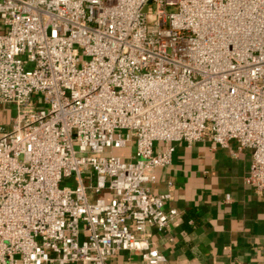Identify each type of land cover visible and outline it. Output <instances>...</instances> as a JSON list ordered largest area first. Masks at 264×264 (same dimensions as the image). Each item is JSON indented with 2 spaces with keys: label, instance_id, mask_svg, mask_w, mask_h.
<instances>
[{
  "label": "built area",
  "instance_id": "built-area-1",
  "mask_svg": "<svg viewBox=\"0 0 264 264\" xmlns=\"http://www.w3.org/2000/svg\"><path fill=\"white\" fill-rule=\"evenodd\" d=\"M2 105L0 264H172L177 143L235 141L264 193V0H0Z\"/></svg>",
  "mask_w": 264,
  "mask_h": 264
},
{
  "label": "crops",
  "instance_id": "crops-1",
  "mask_svg": "<svg viewBox=\"0 0 264 264\" xmlns=\"http://www.w3.org/2000/svg\"><path fill=\"white\" fill-rule=\"evenodd\" d=\"M236 150L235 141L228 148L207 139L177 143L169 166L158 170L151 190H169L166 210L178 215L166 232L148 231L172 264H264V193L244 183L250 155ZM112 264L143 262L121 252Z\"/></svg>",
  "mask_w": 264,
  "mask_h": 264
},
{
  "label": "rangeland",
  "instance_id": "rangeland-1",
  "mask_svg": "<svg viewBox=\"0 0 264 264\" xmlns=\"http://www.w3.org/2000/svg\"><path fill=\"white\" fill-rule=\"evenodd\" d=\"M1 108L3 109V111H2L3 115L2 116L6 117L7 122H8L10 115L14 114V109H13V107H8V106H4V105L0 106V110H1Z\"/></svg>",
  "mask_w": 264,
  "mask_h": 264
}]
</instances>
